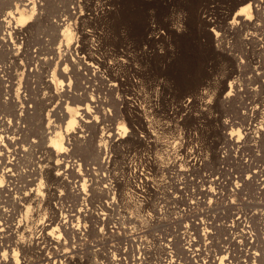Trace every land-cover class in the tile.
<instances>
[{
	"label": "rangeland",
	"instance_id": "obj_1",
	"mask_svg": "<svg viewBox=\"0 0 264 264\" xmlns=\"http://www.w3.org/2000/svg\"><path fill=\"white\" fill-rule=\"evenodd\" d=\"M60 1L66 9L72 5L77 6L75 3L79 0ZM8 3V0H0V45H3L0 47V65H3L0 74L5 83L3 84L7 85L6 92L4 90L1 97L8 100L18 89L20 98L29 112V119L24 121L14 117L7 108V112L3 113L12 118V125L16 123V126L20 124L18 126L21 129L25 128L24 133H28L29 140H35L36 146L38 144L33 150L34 157L31 156L35 162L40 157L38 155H41L39 153L46 151V146L50 145L47 137V142L42 146L40 126L46 131L49 130L48 125H57L65 130V119L63 121L59 118L65 110L56 108L57 105L60 106L62 99H65L63 106L81 102L74 103L76 101L64 97L63 92H60L61 97H46L44 102L35 99L37 95L54 91L42 70L49 68L52 75L57 59L50 64L45 62L43 57H50V46L58 48L59 45H12L11 41L15 39L14 33L10 32V18L4 17L10 9L16 10V0L12 1L13 6L8 7ZM239 3L240 0H109L111 10L105 16L95 15L87 24L79 25L78 18L69 17L73 30L69 42L72 41L73 48L78 47L74 57L85 54L82 63L94 62L101 69L107 70L106 78L110 79L107 81L101 78L99 73L93 74V77L92 72L90 75L78 76L79 81H76L79 84L74 81L76 87L73 86L77 89L75 92L84 96L87 94V98L93 96L98 101L100 96H106L108 102L103 106L110 112L107 113L109 119L105 123L111 122L115 127H123L127 119L132 131L127 137L121 133L117 136L121 140L105 143L99 150L102 128L96 130L93 127H84L86 137H80V142L87 145L81 147L82 151L78 147L80 143H75L73 133L68 134L67 139L63 140L65 150L68 148L65 153L68 157L63 160L61 155L53 156L50 151L47 152L52 156H48L49 166L46 173L42 172L43 175H39V171L37 176L31 175L35 165L26 166L27 160L26 163L22 161L24 159L20 160L21 163L18 160L17 165L21 164V173L31 169V172H26L27 178L25 176L22 182L21 179L18 180V185L21 183L25 188L23 193L29 191V188H37L38 183L42 181L40 188L45 195L41 196V206L38 207L37 202L31 203L33 208L29 212L21 209L19 204L12 206L0 203L1 210L8 208L13 214V218L0 219V228L4 229L0 232V248L9 245L16 247L15 242L22 233L25 240L18 249L22 264H113L111 259L118 257L120 251L124 250L127 251V254L123 255L124 262L125 257L128 256L130 260L132 255H136L143 257L141 264H218V257L225 254L237 264H253V261L255 264H264V181L261 183L263 187L258 184L264 179V127L258 130L259 126H264V32L253 35L255 30L250 32V25L247 23L234 31L223 25L226 21L224 9L234 10ZM94 4H82L80 11L87 12L90 9L96 13ZM54 5L53 2L48 3L47 11L54 12ZM174 5L188 11L187 31L179 35L170 32L175 51L169 50L167 56H160L157 54L158 42L149 38V12L155 9L157 20L161 21L162 27L167 28V25L162 23L163 17ZM204 10L215 16L209 20L204 18ZM29 20L30 18L24 25ZM106 24L113 28L127 25L128 43L131 50L139 54L137 58L144 71L138 72L129 55L124 54L123 39L119 42L106 40L104 44L99 42L93 28ZM212 24L218 25L217 29L224 27L216 46L210 32ZM87 28L91 31L88 32ZM78 30L84 33L83 37L79 35ZM30 31L34 43L38 44L37 38L44 31L58 43L62 30L47 25L44 19H38L32 22ZM245 33H248L247 37ZM4 35L5 40L2 39ZM87 35L93 36V41L85 43ZM146 46L153 51L142 52ZM10 48L16 61L6 56ZM70 61L73 59L70 58ZM84 64L82 67L86 68ZM123 65L128 66L126 68L122 67ZM36 67L35 74H31L30 70ZM220 70L221 75L217 77L213 88L206 90L209 95L217 96L215 103L208 106L207 112H203L196 97L200 89ZM113 77L116 82L114 93L107 85L112 82ZM161 78L169 83L161 85L160 94L152 92L145 85ZM80 80L86 87L81 86ZM105 81L108 82L106 85ZM67 82L66 80L65 83ZM231 83L234 87H230ZM86 88L91 94L85 91ZM227 91L229 94L224 96ZM82 94L80 96L84 97ZM188 96L195 98L191 105L185 108L182 100ZM85 102L87 103L86 100L82 101L83 104ZM38 107L45 108L49 119L42 121L39 128L35 125L37 130L29 120L36 119ZM55 108L62 110L59 117L53 114ZM93 109L95 120L97 117L102 120V108ZM145 123L155 126L161 139L177 137L180 128L175 125H180L182 131H186L192 140H206L207 148L198 151L201 153L199 157L203 164L193 169V177H184L167 169H154L152 174H141V164L144 162L142 156L146 152V146L140 139L137 128L144 130ZM232 131L236 132L234 140L229 138ZM24 133H17V137L24 138ZM7 134L10 132L7 131ZM7 141L5 138V141L1 142L4 146L1 147L16 148ZM127 141L132 143L128 145L127 151L122 149L121 144L117 146L119 142ZM84 148H87V151ZM53 152L55 153L54 150ZM57 161L61 163L54 169L52 166L56 165ZM45 163L46 160L42 162L43 165ZM162 164L173 165L170 160H165ZM69 165L73 167L69 168ZM58 171L61 173L56 174ZM32 177L37 178L34 184L30 183ZM107 185L111 187L109 193L105 187ZM208 185L217 190L216 195L207 197L205 192L209 189ZM61 191L63 195H60ZM17 194L13 193V196L20 195ZM3 196L5 200L7 197L4 194ZM39 212L42 219L29 218L32 213L37 217ZM239 215L242 217L237 221ZM134 218L138 219V222H133ZM238 222L243 224L236 226L239 225ZM13 223L19 224L18 229ZM46 223L50 224L46 229L49 231L57 225L60 227L59 231L55 229L56 234L61 235L59 242L47 239L46 230L41 229ZM35 237H39V243L35 241ZM186 241L193 244V253L188 254L185 250ZM120 247L122 249H119ZM254 251L260 255H248ZM197 253L199 261L196 259ZM171 259H175V262ZM208 259L213 260V263ZM8 264H11V260Z\"/></svg>",
	"mask_w": 264,
	"mask_h": 264
},
{
	"label": "bare ground",
	"instance_id": "obj_2",
	"mask_svg": "<svg viewBox=\"0 0 264 264\" xmlns=\"http://www.w3.org/2000/svg\"><path fill=\"white\" fill-rule=\"evenodd\" d=\"M12 1L13 0H8V2H9L8 3V5H9L8 7L13 6ZM50 2H53L55 4L54 6L56 7V10L54 12H48L47 11L48 3H50ZM93 3L96 4L95 0H79V1H76V3H75V4H77L78 7L76 5H72V6H70V7L65 9L64 5L61 4L60 0H16V10L10 9V11L13 12V16H8V18H10L9 21L10 22L13 21L12 25L10 23V28H11L10 32L14 33V37L13 38L15 39V40L13 39L14 41H11L12 45H59L58 48L55 47V46L54 47L50 46V49H52V53H51L50 57H49L48 54H47L48 55L47 58L43 57L45 62H50V64H51V62H54L55 59H57V61H56V68L58 66V71L57 72H56V68H55V70L52 73V75H50L49 68L48 69L44 68L45 70H42V73H45V76L47 77L46 80L48 82H50V84H51L50 87L52 86L54 88L55 92L54 91L50 92V93L45 92V93H43L41 95H37V97L35 99L37 101L44 102L46 100V97H53V96L61 97V93L60 92H63L64 93L63 94L64 97L67 96L66 98H71V100L73 102L76 101L74 103H77L78 101H80L81 103H78L76 105H72V104L69 105L68 104L66 106H63V101L65 99H62V102H61L60 106L57 105V107H56V108H58V107L62 108L63 111L65 110V112H63L61 114V117H59V114H60L59 112H61L62 110L61 109H56V108L53 109V114L55 116H58L59 118H61L60 120L65 119V122H64L65 123V127H64L65 130H62L57 125H53V126L48 125V129H49L48 131L43 130L45 128L41 129L42 128L41 126L39 128V125L41 124L42 121H44L47 118L49 119V113H48V117H47V114H45V108L44 107H38L39 110L37 111V114L35 113V115H37L36 119L33 120V118L31 119V116H30L31 120H29V122L32 121L33 128H34L35 125H37L38 128L40 129L39 131H40V135H41L42 141L40 139L39 140L41 141L42 146L45 144V142H47V137H49L48 139L50 140V145L46 146V147H48V148H46V151H41L39 149L42 153L41 152L39 153L41 155H38V156H40L38 161L36 159V161L33 162V160H32V158L34 157L33 150H34V147L36 146L35 140L34 141H31L33 139L29 140V138L27 137V136H29L28 133H24L25 128L21 129V127L18 126L20 124H18L16 126L15 125L16 123L14 125H12V118L9 117L7 114L5 115L3 113V112H7V110H6V108H7L9 110L8 112H10L14 117H19L21 119H24V121H25V120L29 119V114H28L29 112L27 110L26 105L23 103V101L20 98L21 95H20V91L18 89L15 91L14 94L13 93L11 94V96L9 97L8 100H3L2 99L1 93L4 90L6 92L5 87L7 85H4L5 84L4 80L1 77L2 75L0 74V173H1L0 174V203H6V204L12 205V206H17L19 204L18 206H20L21 209L24 208V209L28 210V212L30 211L31 208H33V207H31V203L32 202H37L38 207L41 206L42 198H41V195H40V193H41V188L40 187L42 185V181H40L38 183V187L37 188H29V191H26L28 193V195H24V193H26V192L23 193L22 190H24L25 188H23V186L20 185L21 183H19V185H18V182H19L18 180L21 179L20 181L22 182V179H24L25 176H26V172L29 171V170H27L25 173L24 172L21 173V170L19 169V167L21 165L20 164L21 163L20 160L24 159L22 161H25V163H26V160H27V163L25 164L26 166H31V164L35 165V168L32 170L33 172L30 173L31 175L37 176L38 175L37 174L38 171H39V175L42 172L46 173L47 168L49 166L48 165V160H50L48 156H52V155H48L47 152L50 151V153L53 154V156L61 155L63 160H66V158L68 157L67 155H65V153H67L68 148H66V150H65V146H64V143H63V140L65 138L67 139V135L68 134L73 133V139L76 140L75 143H77V144L80 143V145L78 144V147H80V150H81V147L83 148V146L87 145V144L84 145L82 142H80L81 141L80 137H82V136H83V138L86 137V134H84L85 133L84 127H93L96 130H98L99 128H102V132L100 133V136H99L100 137V141L98 143L99 150L102 148V146L105 143H111V142H113L115 140H121V138H119L117 136L121 135V133H123V127L122 126H116L115 127V125L113 123H111V122L105 123L109 119L107 117V115H108L107 113L110 112V110L108 108L103 106L105 103L108 102L107 99H106V96H102V97L100 96L99 101H98L97 99H94L93 96L91 98H87V94H86V96H84L82 93H80V94L76 93L75 90H77V89L74 88V87H76V86H74V85H76V83L74 84V81H76V80H78V78H80L78 76L90 75L91 72H92V75L93 74L96 75L97 73H99V76H101V78L103 77V78H105L107 80V78H106L107 77V74H106L107 70L105 71V69H101L94 62H86L85 61V64L82 63V62H84L83 58H84L85 54H82L81 57H79L77 55V57L75 58L74 57V52L78 51V47L74 46V48H73L72 41L69 42V40L71 39V34H73V30H72V27H71V22H69V17L70 18H73V17L78 18L79 25H82L84 23L87 24L89 21H92V19L96 15V13H94L90 9L87 12L86 11H80V8H81L82 4L83 5H86V4H91L92 5ZM34 6H35V9H34ZM27 13H28V16H27ZM16 14H18V16H16ZM28 18H30V20L28 21V23L26 25H24L27 22ZM64 18H66V19H64ZM38 19H44L46 21L47 25H49V26H51L53 28L60 29V31L62 30L60 32V36L61 37L59 38L58 43L55 42L54 38H52V36L48 32H45V31L42 32L41 35L37 38L38 41L36 39L38 44L34 43V41H33L34 39L32 38V34H31V31H30V28L32 29V22L34 20H38ZM61 20H63L62 24L60 23ZM216 26H218V25H216ZM86 30L88 32L91 31V29H88V28ZM5 38H6V36L4 38L2 37V39H4V40H5ZM8 42H9V40H8ZM77 45H79V44H77ZM2 46L3 45H0V47H2ZM19 47L20 46H17V47L15 46V48H19ZM81 50H83V49H81ZM80 53H82V52L80 51ZM91 54H92V52H91ZM6 56L8 58L13 59L14 54H13V50L11 48L6 53ZM70 58L73 59L72 62L70 61ZM6 59H4V60H6ZM13 60L16 61L15 59H13ZM95 60H96V58H95ZM11 62H13V61H11ZM39 62H40V60H39ZM41 62H42V60H41ZM11 64L14 65V63H11ZM82 64L86 65V68L84 67L85 69L82 67ZM12 65H11V69H13ZM16 65H18V64H16ZM2 67H3V65H0V70L1 71L3 70ZM72 67H73V69H72ZM36 70H37V67L32 69V70H30L31 74H35ZM10 72L12 73V71H10ZM3 74H4V72H3ZM94 75H93V77H94ZM11 76H12V74H11ZM14 76H15V74H14ZM113 78H112V82H110V84L105 81L106 82L105 85L108 83L107 85L109 86V90H111V92H113L115 90V86H116L115 78L114 79ZM66 80L68 81L67 83H65ZM82 80H80V82ZM85 80H86V78H85ZM108 80H110V79H108ZM41 81H42V79H41ZM44 82H45V80H44ZM82 82L80 84H82ZM92 82H94V81H92ZM12 83H13V81H12ZM83 85L84 84H82L81 86H83ZM78 86L81 89V86L80 85H78ZM46 87H48V86L46 85ZM50 87H49V89H50ZM88 87H89V84H88ZM230 87H234V85L231 83ZM87 88H86L85 91L87 93H89L90 90L88 89L89 91H87ZM40 89H41V87L38 90H40ZM80 89H78V90H80ZM44 91H46V89ZM91 91L93 92V90H91ZM11 92H13V91H11ZM81 94L84 97H81L80 96ZM90 94H91V92H90ZM2 95H3V93H2ZM7 95H9V94H7ZM77 95H79V96H77ZM30 97H32V96H30ZM88 97H90V96H88ZM256 97H255V99H257ZM79 98H80V100H78ZM193 98H195V97H193ZM185 99L182 100L183 104H184V100ZM29 100H30V98H29ZM84 100H86L87 103L85 102V104H83L82 101H84ZM254 102H256V101H254ZM48 104H50V102H48ZM159 104L160 103H158V105ZM93 107L94 108L95 107L102 108V110L104 112V116H103L102 120H98V119L95 120V118L93 116V110H94ZM256 109H258V108H256ZM1 114H2V116H1ZM32 117L35 118L34 115ZM20 123H21V121H20ZM30 124L31 123H29V125ZM146 124L151 129L157 130L156 134L158 136V132H159L158 129L155 128V126L151 125L150 123H146ZM175 126H176V128L177 127L180 128L179 132H178L179 133L178 136L177 137H172V138H167V139L159 138L160 139V143L158 145H156L155 147H152V146L147 147L145 140L140 137V139H142V141L144 142V144L146 146V148L143 146L145 148V150H146L145 153H148L147 155L144 154L142 156L143 157V161H144L143 164H141V174L142 175H146V173L152 174L153 173L152 171H154V169H167L171 173L182 174L184 177H193V169L198 168V167H200L203 164V162L201 160V157H199V153L200 152H198V151L203 150V148H207L208 143H206V140L198 139V140L194 141V140H192L191 138L188 137V135L186 134L187 132L185 130H184L185 132L182 131V126H180V125H175ZM43 127H45V126L43 125ZM31 128L32 127L30 126V129ZM35 128H36V126H35ZM203 128H204V126H203ZM260 129H262V125L258 127V130H260ZM37 130H36V133H38ZM144 130H146V129H144ZM7 131H9L10 134H7ZM80 131L81 132L83 131V133H79ZM17 133L18 134L21 133L22 135L24 133L25 137L23 136L24 138L21 137L22 139H20V138L17 137L18 136ZM77 133H79V134L77 135ZM135 134H136V132H135ZM235 134H236V132H233V131L230 132V137L229 138L231 140H234V135ZM168 136H170V135H168ZM5 138H6V140H8L10 142L8 144H11L12 146L14 145V147H16V148L9 149V147H5L7 149V150H5V148L1 147L3 145V143H1V142L5 141ZM68 139H70V138L68 137ZM177 140H179V143H177L175 145V148H173L172 144L175 143V141H177ZM68 142H69V140H68ZM128 142L129 141H127V143L126 142L125 143H120L119 142L118 144L117 143H115V144H117V146H120V144H121L122 145V149L127 151L128 148H129L128 145L130 144ZM38 143L40 144V142H38ZM37 146H38V144H37ZM87 148H88V146H87ZM87 148L86 149L84 148V149L87 151ZM137 148H139V147H137ZM43 149H45V148L43 147ZM165 149H167V151H165ZM53 150L55 151V153L53 152ZM152 151H158L159 156H162L163 159L160 160L158 157L155 158V159H150L149 157L151 156V152ZM32 155H33V157L31 158ZM205 158H206L205 162H207L208 161V155H206ZM18 160L20 162L19 163L20 165H17ZM45 160H46V163H45V165H43L42 162H44ZM58 160H59V158H58ZM165 160L172 161L173 165L172 166L163 165L162 162L165 161ZM60 163L61 162L56 163V165H53L52 167L54 169H56L57 165H59ZM68 167L72 168L73 165H69ZM29 172H31V169H30ZM43 173H42V175H43ZM60 173H61V171L56 172V174H60ZM30 174H28V176H30ZM26 178H27V176H26ZM32 178H33V179H31L32 182H30V183L34 184V182L36 181L37 178L36 179H35V177H32ZM28 181H30V180H28ZM263 181H264V179L262 178L261 181H259V183H258L261 187H263V184H261ZM24 182H25V180H24ZM85 185L86 184L83 185L84 188H85ZM105 187H107L106 190L109 193L111 187L108 186V185L105 186ZM202 190L204 191V189H201V191ZM103 191H105V190H103ZM216 191L217 190H215L213 187L210 188V186H209V189L206 190V192L205 191L204 192H205V194H207V197H208V195H212L213 196ZM13 193L14 194L18 193L20 195L19 196H13ZM3 194L5 195V197H7L5 200L2 198V197H4ZM104 194H106V192H104ZM216 194H217V192H216ZM204 196L206 197V195H204ZM1 205H4V204H1ZM6 209H7V211H6ZM12 216H13V214H12L11 210H9L8 208H5V209L1 210V206H0V217H1L0 219H6L7 220V219H10V218H13ZM240 217H242V215L241 216L239 215V217H237L236 220L238 221L240 219ZM29 218L31 220H38V219H42V216H41V213H40V214H37V217H34V215L32 213V214H30ZM132 221L133 222H138V219L134 218V219H132ZM238 223H239V225H236V226H240L241 223L240 222H238ZM235 224H236V222H234V226H235ZM13 225H15V227L18 229V226H19L18 223H13ZM49 225H50L49 223H46V224L42 225L41 229L42 230H46V229H48ZM243 225L246 226L245 222H244ZM187 226L188 225H186V227ZM59 228L60 227L57 225V226L53 227L52 228L53 230H51V231L46 230V233H47V236H48L47 239L48 240L51 239L53 242H59L61 240V238H60L61 235H59L58 233L56 234V230L59 231ZM231 228H232V226H231ZM178 239H180V238H178ZM35 241H37L39 243L40 242L39 237H35ZM169 241H171V239H169ZM246 241H248L247 238H246ZM253 243H254V241H253ZM192 245L193 244L188 242V241H186L184 243V246H185L184 248L188 252V254L194 252V249H193ZM225 248L229 249V247H225ZM251 248H252V246H250V249ZM119 249H122V248L120 247ZM226 253H228V252H226ZM253 253L255 254L256 252L255 251L251 252L248 255H251ZM124 254H127L126 250H124L123 252L120 251L118 257L115 256V258L111 259L112 263L113 264H139V263L141 264L142 261H143V257L142 256L132 255L130 260L128 259V256L125 257V262H124L123 261V258H124L123 255ZM196 255H197L196 259L199 261V259H198L199 253H197ZM216 257H217V255H216ZM218 259H219L218 260V264H237V262L234 263V261L231 260V257L227 256V254L219 256ZM25 261H26V259H24V262ZM171 261L175 262V259H171ZM208 261L210 263H213V260L208 259ZM28 263H29V261H28ZM154 264H159V263L155 262Z\"/></svg>",
	"mask_w": 264,
	"mask_h": 264
},
{
	"label": "clouds",
	"instance_id": "obj_3",
	"mask_svg": "<svg viewBox=\"0 0 264 264\" xmlns=\"http://www.w3.org/2000/svg\"><path fill=\"white\" fill-rule=\"evenodd\" d=\"M95 2H96L97 17L105 16L111 10L109 6V0H95ZM224 15L226 17V21L225 23H223V25L227 26L230 31H234L235 29L241 27L242 24L247 23L248 25H250V32L252 30H255L254 32H252L253 35L259 32H264V0H240V3L235 7L234 10L229 11L225 8ZM8 16H13V12L8 11L4 19H7ZM202 16L209 20L210 17L215 15H209L208 12L204 10L202 11ZM188 18H189V13L185 8L180 7L178 5H174L169 9L167 15L163 17L162 23L167 25V28H165L161 26V21L157 20L155 9L150 10L149 19L147 21L151 28V31L149 33V38H154L158 42L157 43L158 55L167 56L169 50H172L173 52L175 51V45L172 43V37L170 35V32H174L178 35L185 33L187 31ZM10 23L11 22L9 21V24ZM60 23L62 24L63 20H61ZM93 29L95 30L96 38H98L101 44H104L106 40L119 42L121 41V39H123L125 43L124 54L129 55L132 64L134 65V67L138 72H142L145 70L140 60L137 58L139 54L131 50V45L130 43H128L127 25H120L118 28H113L106 24L103 27L93 28ZM223 31H224V27H220L219 29H217V27L214 24H212V26L210 27V32L213 34L215 46L217 43H219L218 38L221 36ZM78 33L80 36L82 37L84 36V33L82 31L78 30ZM245 36L247 37L248 33H245ZM93 39H94L93 36L87 35V40L86 41L84 40V42L88 43L93 41ZM152 51L153 50L147 48V46L142 50V52H152ZM169 59L171 58L169 57ZM221 65H220V69H221ZM127 66L128 65H123L122 67L127 68ZM220 75H221V70L214 75L213 79L209 81L206 86L200 89L198 96L196 97L199 100L200 110L203 112H207L208 106L209 105L212 106L215 103L217 96L209 95L206 90L213 88L217 77H220ZM167 83H169L167 80L161 78L159 80L150 81L147 84L145 83V85L152 92H156L160 94L161 85ZM228 85H229V81H228ZM228 94L229 93L227 91L224 94V96ZM192 101H193V97L188 96L184 100L185 108H188V105H191ZM145 129L146 130H141L140 128H138L137 131L139 132L140 137L145 140L147 147L149 146L155 147L156 145H158L160 143V139L156 134L157 130L151 129L146 123H145ZM131 131L132 130L129 128L128 121L126 119V123L123 126L124 137L129 136ZM177 143H179V140L175 141V143L172 144V147L175 148V145ZM165 151H167V149H165ZM144 154L147 155L148 153H144ZM157 157L160 160L163 159L162 156H159L158 151H152L151 156L149 158L155 159ZM59 162L60 161H57V163ZM63 194H64L63 191H61L60 195ZM24 195H28V193L26 192L24 193ZM40 195L43 196L45 195V193L41 192ZM41 223H43V221H41ZM3 231L4 229L0 228V232ZM24 240L25 238L21 233L19 234L18 239L15 242L16 247H12L11 245H9V247L0 248V264H8L9 260H11V264H22V260L20 258L21 253L18 249H19V245L24 243ZM255 255L259 256L260 253L256 252ZM253 264H255V261H253Z\"/></svg>",
	"mask_w": 264,
	"mask_h": 264
}]
</instances>
